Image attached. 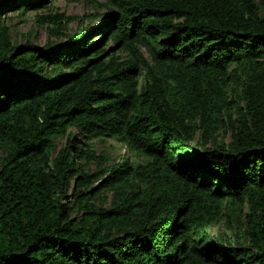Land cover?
Masks as SVG:
<instances>
[{
    "label": "trees",
    "instance_id": "trees-1",
    "mask_svg": "<svg viewBox=\"0 0 264 264\" xmlns=\"http://www.w3.org/2000/svg\"><path fill=\"white\" fill-rule=\"evenodd\" d=\"M85 1L73 33L35 14L43 45L0 21V264H264V0ZM78 137L146 160L105 166ZM244 207L246 230L208 232Z\"/></svg>",
    "mask_w": 264,
    "mask_h": 264
},
{
    "label": "rangeland",
    "instance_id": "rangeland-1",
    "mask_svg": "<svg viewBox=\"0 0 264 264\" xmlns=\"http://www.w3.org/2000/svg\"><path fill=\"white\" fill-rule=\"evenodd\" d=\"M104 2L105 0H98ZM93 8L85 0H50L48 5L43 9H25V10H15L10 11L1 17L0 21L5 23L10 27V36L13 42H24L25 39L37 43L39 45L45 44L47 41L58 40L54 34H50L46 27L51 28L50 25H40L35 21V14H60L63 13L65 16L72 17L67 22H64L65 33H73L76 28L86 25L90 18L86 15L91 13ZM81 19V23L80 20ZM61 40V38H59ZM109 44V42H108ZM68 131L75 132L74 128H69ZM224 133H220L218 137H221ZM226 140L229 139V134H225ZM65 142V136H58L54 139V150H52V155H55L57 150L60 149ZM77 144L83 149H89L94 152L95 155L108 158L105 160L104 165H109L118 162L122 159H127L132 163H140L146 160V157L140 153H135L129 150L123 143L116 141L114 138L108 137H98L86 141L80 137L77 138ZM5 156V150L0 147V167L1 161ZM84 171L88 173H95L98 170L96 167V162H89L85 164ZM73 184V183H72ZM97 182L93 183L95 186ZM71 188L68 189L70 193ZM112 196L111 190H103L101 196L96 199L90 200L100 206H107L110 198ZM70 206L74 203L73 198H70ZM247 208L244 207V212L240 217L235 216H223L219 222L212 225L208 231L211 235L224 234L227 238H232L237 230H246V214ZM83 211L75 208L74 211L70 213L72 219H79Z\"/></svg>",
    "mask_w": 264,
    "mask_h": 264
}]
</instances>
